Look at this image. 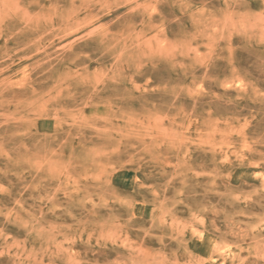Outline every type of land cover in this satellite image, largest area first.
Returning a JSON list of instances; mask_svg holds the SVG:
<instances>
[{
    "label": "rangeland",
    "instance_id": "1",
    "mask_svg": "<svg viewBox=\"0 0 264 264\" xmlns=\"http://www.w3.org/2000/svg\"><path fill=\"white\" fill-rule=\"evenodd\" d=\"M0 264H264V0H0Z\"/></svg>",
    "mask_w": 264,
    "mask_h": 264
}]
</instances>
